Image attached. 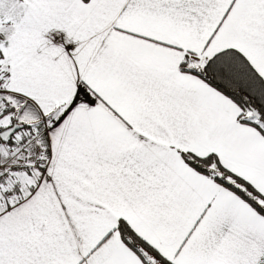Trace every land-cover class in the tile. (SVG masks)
<instances>
[{
  "label": "snow or ice",
  "instance_id": "6c2138e0",
  "mask_svg": "<svg viewBox=\"0 0 264 264\" xmlns=\"http://www.w3.org/2000/svg\"><path fill=\"white\" fill-rule=\"evenodd\" d=\"M0 264H264V0H0Z\"/></svg>",
  "mask_w": 264,
  "mask_h": 264
}]
</instances>
